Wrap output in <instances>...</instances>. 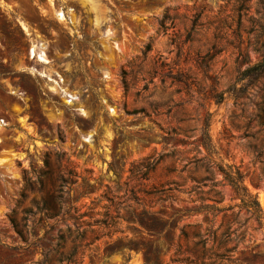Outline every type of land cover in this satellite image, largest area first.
<instances>
[{"label":"rangeland","instance_id":"374dc122","mask_svg":"<svg viewBox=\"0 0 264 264\" xmlns=\"http://www.w3.org/2000/svg\"><path fill=\"white\" fill-rule=\"evenodd\" d=\"M263 57L264 0H0V264L42 259L59 229L44 264L74 246L75 264H195L182 229L222 216L175 212L239 204L218 166L240 168L264 215V76L243 97L229 91ZM206 120L214 152L196 164ZM197 180L221 194L180 192ZM60 187L61 211L30 218L40 246L27 247L11 218L23 229ZM234 211L244 238L232 258L264 264V220ZM155 218L154 232L137 220Z\"/></svg>","mask_w":264,"mask_h":264},{"label":"trees","instance_id":"16d2710c","mask_svg":"<svg viewBox=\"0 0 264 264\" xmlns=\"http://www.w3.org/2000/svg\"><path fill=\"white\" fill-rule=\"evenodd\" d=\"M169 19L168 15H164L163 18L159 21L160 28L164 31L167 29V20ZM151 49V45L147 44L145 46V52ZM122 82L127 89V75L128 71L123 69L121 72ZM264 76V57L252 64L248 65L245 69L238 71L237 82H240V86L236 85L231 86L229 91L235 98L243 97L248 94V90L251 86L255 85L257 81L261 77ZM147 85L145 86V89ZM216 100L218 103L224 100V93L217 94ZM260 125L264 126V114L260 117ZM209 125L207 120L205 122L204 127L202 128V135L199 140V143L205 148L207 155L195 160L194 162L197 164L199 162L208 161V156L214 152V148L211 143V137L209 134ZM264 152H257L256 159H259ZM149 170H151V164L146 166ZM219 170L223 173V180L231 187L235 197L239 199L238 206L240 209H245L246 212L250 215V218L255 219V221L259 225H263L264 215L259 203L257 195L253 194L248 190V188L244 184V174L240 170L239 167L229 166L225 169L222 166H218ZM206 171H211L210 167L207 166ZM71 176L72 172L69 173ZM220 182L213 181L211 184L205 182V180H197V185H193L190 190H180V192H186L189 195L196 194L197 191L203 193V188H208V191H214V196H218L221 194L220 191L216 190V186ZM174 188H170L168 192H172ZM63 194L64 188L60 187L58 194L52 195L48 200H45L36 207V210H28L26 212V216L24 217L23 229L18 227L14 218H11V223L16 231V233L26 242L27 247L31 246H40L39 243L35 240L32 242L30 240V228H29V220L31 217H34L37 214L47 215L48 217H56L62 209L63 202ZM202 202L206 201V199H202ZM223 202V198L219 200H214L213 204L210 203H201L199 206L194 209H185L179 210L175 212L176 214L184 215L186 213H203L206 217L210 214L214 218L221 215V222L217 227L213 225H208L204 230H202V224L200 222L197 223H189L185 227H192L194 230L190 233L184 227L182 229L181 235L185 240L193 239L192 246L189 249L195 255V259L191 262L195 264H233V263H241V264H249L246 261H240L238 259L232 258L233 252L236 249V246L229 247L228 244L231 241H240L244 238L243 232L241 231V224L238 223L237 218L239 216V211L235 212V206H218L219 203ZM50 212V213H49ZM139 220V224L141 226H148L147 229L149 232H154L157 226L162 225L163 223L158 218H155L153 221L149 223H144L141 219ZM235 226V224H237ZM53 228V226H49V229ZM67 235L72 236L71 228H66ZM37 240H40L36 237ZM85 238V233L80 232L79 230H75V235L73 236L74 240H83ZM65 239L64 233L61 229L58 230V235L55 237L56 242L48 241L44 246L45 250L42 249L43 258L35 261L33 264H44L46 262V258L48 252L54 251L57 252L58 248L61 246V242ZM96 239V238H95ZM212 243V244H211ZM47 250V251H46ZM180 252V250H178ZM78 254L79 247L74 246L72 250L67 255H59L56 260L58 264H75L78 262ZM148 261V258L146 257Z\"/></svg>","mask_w":264,"mask_h":264}]
</instances>
